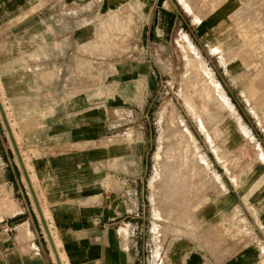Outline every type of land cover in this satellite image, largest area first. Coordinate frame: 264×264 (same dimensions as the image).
Segmentation results:
<instances>
[{"label": "rangeland", "instance_id": "374dc122", "mask_svg": "<svg viewBox=\"0 0 264 264\" xmlns=\"http://www.w3.org/2000/svg\"><path fill=\"white\" fill-rule=\"evenodd\" d=\"M225 2L226 0H207L205 14L203 10L190 11L186 0H173L172 7H169L171 12L176 14L173 23L169 12L163 9L157 11L156 16L154 15L155 8L151 13H148L147 9L139 14L130 3V14L121 16L125 27L117 25L115 36L113 34L110 36V39L115 41L114 43L110 41L111 51L94 52L95 55L100 56L95 59L98 62L78 72L77 81L83 82L84 88L76 91L77 97L85 103H88L85 99L91 101L95 113L103 116L106 113V107L103 104L113 99L116 101L113 105L114 111L110 105L109 113H113L114 116L108 122L110 129L106 135V142L111 140L109 145L114 144L113 146L121 150V154L124 148L130 151L133 166L142 162L144 166L147 165L143 194L139 192L138 196H134V201L139 198L141 206L140 209L136 208L130 216H143L140 213H145V225L140 237L143 238L145 257L149 258L152 263L162 264L165 254H167L165 264H172L173 259L177 261L178 256H174V252L185 250L187 244L176 245L170 249V241L171 236H176L182 230L192 234L193 236H190L192 239H198L192 241L189 238L190 240L185 241L190 243L193 250H197L206 258L217 254L225 257L239 252L246 248L252 239L256 241L255 244H260L264 248V212L261 213L258 210L264 206V106L259 104L257 99L252 98L251 100V96L244 93L243 84L233 79L234 72L228 70L226 65L227 58H234L238 51L241 52L242 41H235L230 47L223 46L225 57L222 52H216L212 48L213 45L221 44V40L231 31L236 28L242 29L243 26V23L238 24L234 17L230 19L229 16L212 21L214 16H219L225 10ZM263 2L264 0H254V6L260 9L262 20L250 24L248 28L249 35L255 36L256 41H252L253 47L250 46L248 49L251 52L249 64L240 66V72L248 73V79L243 80L245 84L254 79L256 71L264 68V48L261 47L263 43L261 40L264 39V8L260 6ZM116 6L114 5L113 8ZM240 7L239 13L232 11L233 16L241 14L243 10L253 13V5ZM112 13V9L100 10L96 15L99 22L100 18H105L109 22L107 29L111 33ZM197 13L200 15L198 16ZM155 21L164 31L163 33L160 31L158 37ZM171 23L173 25L169 29ZM207 34L212 35L207 38ZM187 43H190L191 47L196 50L197 57L188 50ZM101 54L105 55L101 56ZM193 57L195 59L192 60ZM63 61H67L65 71L68 72L69 64H73L74 67V59L65 58ZM200 63L208 69L212 80L219 83L223 94L226 95L233 108L231 113L230 110L226 111L224 105L222 107V102L210 104L213 110L211 119L207 114L202 115L205 121L204 128L200 126L198 116H201L199 111L202 110H198V107L201 108L205 101L201 96L204 87V82L201 80L207 81V76H204L203 69L199 66ZM33 71L30 75L24 73L29 75L33 83L36 79L42 82L47 79V75L44 76L42 65L36 72L37 75ZM195 73L199 75L197 86L193 82L196 80H192ZM129 78H131L130 88L123 89V82H128ZM206 81L205 85H207ZM91 84L94 85V89H87L86 86ZM261 91L264 93V84H262ZM28 93L32 96L28 97L29 101H32L35 108L40 110L39 113L42 116L45 113L42 104L43 94L47 92L41 89L21 94L28 95ZM199 93H201L200 96ZM6 96L0 83V133L4 136L7 147L13 149V141H16L15 145L20 152L23 164L19 163L17 157L16 162L21 172L22 168L26 170L31 183L33 174L31 169L25 165L23 158L26 156L30 163V158L33 162V159L43 157L45 153L49 155L41 149L39 143L41 137L39 134L45 130L41 128L44 122L34 123L28 129L26 122L14 123ZM67 96L71 97L68 94ZM123 98L126 99V103L119 104V99ZM35 99H39L40 105L36 104ZM191 103L196 107V113L191 111ZM163 106L167 107L164 116L161 112ZM50 111L49 107L48 112ZM216 116L219 117L217 121ZM175 124H178L177 129H175ZM184 127L189 130L191 140L186 134L181 135ZM13 130L19 134L20 138L18 136L16 138L14 134L12 136ZM177 130L182 132L179 134L180 131L177 132ZM208 135L213 137L212 141L208 139ZM184 138L187 140L185 141ZM165 143L167 147L163 150ZM170 146L173 151L170 150ZM174 147L176 150L173 149ZM66 150L67 148H63L61 153ZM47 151L53 153L58 150L47 149ZM67 151L77 152L78 149L74 147ZM215 151L222 154L224 152L225 160H220ZM161 152L164 153L162 157L166 156L162 158L164 169L161 170L162 178L158 185L159 188L153 191L151 183L159 170L157 154ZM11 156H16L15 151ZM226 163L231 165V172L225 167ZM131 174H134L135 178L138 172L133 170ZM233 175L242 177L239 185L234 183ZM27 180L24 173V182L30 189ZM31 185L35 193L33 195L30 192L35 212L42 220L35 204V198L33 199L34 196L47 223L52 242L59 255L58 258L61 264H68L61 250L60 239L55 231L51 214L44 206L47 204L44 203V194L39 190L38 181L36 180L35 184L31 183ZM132 188L135 189V187ZM183 192L186 195L182 194ZM235 207L241 210V217L246 221V231L242 233L235 231L237 236L226 234L221 225L222 217L219 215L222 210L226 218H231ZM251 207L258 212L253 211ZM205 210L206 214H204ZM132 221L131 234L136 241L139 234H137L138 231H134L136 220ZM219 235L221 236L219 242L213 246L214 237H219ZM138 242L141 244L139 239ZM52 249L50 247V252L53 260L56 261L57 257Z\"/></svg>", "mask_w": 264, "mask_h": 264}, {"label": "crops", "instance_id": "0c3cea01", "mask_svg": "<svg viewBox=\"0 0 264 264\" xmlns=\"http://www.w3.org/2000/svg\"><path fill=\"white\" fill-rule=\"evenodd\" d=\"M41 1L0 0V83L7 95L14 123L26 122L28 129L34 123L44 122L41 128L45 130L39 134V143L49 155L45 153V156L35 158L33 162L30 158L31 173L36 176L39 190L44 194L43 200L47 204L44 206L51 214L61 250L68 264H156L145 257L143 238L140 237L145 225V213H140L143 216H130L136 208L140 209L139 198L134 201V196H138L139 192L143 194L147 165L144 166L142 162L133 166L130 151L124 148L121 154L114 144L109 145L111 140L106 142L110 129L108 122L114 116L109 113L110 105L114 108L115 99L103 104L106 113L101 116L95 113L92 102L88 99H85L88 103L81 101L76 91L84 88L83 82L77 81L78 72L84 71L86 66L89 68L90 64L94 66L95 59L100 57L94 52L111 51L110 41L113 39L110 36H115L117 25L125 27L121 16L130 14V3L139 14L147 9L151 13L155 8L156 16L157 11L163 9L169 12L173 23L176 14L169 8L173 0ZM186 1L191 8L189 10L202 9L206 13L207 0ZM248 4L253 5L255 14L243 10L239 15H232L238 12L240 6ZM254 4V0H226L225 10L219 16H214L212 21L229 16L230 19L234 17L238 24L243 23V26L231 31L221 40V44L212 48L222 52L225 57L223 46L230 47L233 42L242 41L241 52L238 51L234 58H227L226 65L228 70L234 72L233 79L243 84L244 93L264 106V93L261 91L264 68L256 71L254 79L246 84L243 80L248 79V73L240 72V66L249 64L251 52L248 49L253 45L252 41H256L255 36L249 35L248 28L250 24L262 20L260 9ZM114 5L117 6L113 8ZM260 6L264 8V2ZM110 9L113 12L112 33L107 29L109 22L105 18H100L99 22L96 17L98 11ZM154 23L158 37L159 32L164 31L156 21ZM211 35L207 34V38ZM261 41L264 48V39ZM65 58L75 60L74 67L73 64L68 65V72L65 71ZM41 65L47 79L42 82L34 77L36 81L33 83L28 76L32 70L35 74ZM130 83L131 78L128 82L124 81L123 89H129ZM86 88L94 89V85ZM41 89L47 92L43 94L45 113L42 116L40 110L29 101L28 97L32 96L29 93L21 94ZM38 100L35 102L40 105ZM119 101V104L126 103L125 98ZM254 107L256 109V105ZM15 144L16 141H13L14 150L7 147L0 133V264H55L50 252V235L45 222L35 212L30 196L32 188L28 180L31 190L24 182L25 169L21 166L22 174L16 162L17 157L22 164ZM74 147L78 149L77 152L67 151ZM63 148L67 150L61 153ZM47 149L58 151L50 153ZM14 151L16 156L12 157ZM216 154L220 160H225L224 152ZM260 161L263 162V159L260 158ZM225 167L231 172V165L226 163ZM133 170L138 172L135 178L131 174ZM232 179L236 185L242 181L239 175H233ZM35 204L38 209L36 198ZM251 209L264 212V206L257 211L253 207ZM219 215L226 234L237 236L235 231H246V221L238 207L234 208L231 218H226L222 210ZM21 216L24 218L15 220ZM132 220H136L134 231L139 234L136 241L131 234ZM176 236H171L170 249L181 244L188 246L181 252H174L178 259H173L172 264H264V248L255 244L254 239L246 248L234 254L225 257L217 254L206 258L185 241L192 239V234L182 230ZM220 238V235L214 237L213 246ZM166 258L167 254L163 256L162 264H165ZM56 262L60 263L57 258Z\"/></svg>", "mask_w": 264, "mask_h": 264}, {"label": "bare ground", "instance_id": "6f19581e", "mask_svg": "<svg viewBox=\"0 0 264 264\" xmlns=\"http://www.w3.org/2000/svg\"><path fill=\"white\" fill-rule=\"evenodd\" d=\"M199 1V0H198ZM215 1V0H214ZM187 2V1H186ZM189 2H190V0H189ZM204 2V1H203ZM209 2V1H208ZM218 2V1H217ZM188 4V3H187ZM186 4V5H187ZM191 4V3H190ZM212 4V3H211ZM222 5V4H221ZM251 5V4H250ZM209 6V5H208ZM246 6V5H245ZM188 7V6H187ZM193 7V6H192ZM196 7V6H195ZM206 7V6H205ZM210 7H211V5H210ZM188 8H190V7H188ZM191 9V8H190ZM200 9H201V7H200ZM202 10V9H201ZM191 11V10H190ZM193 11V10H192ZM205 11V10H204ZM207 11V10H206ZM209 11H210V9H209ZM208 13V12H207ZM239 13V12H238ZM237 13V14H238ZM254 13V12H253ZM198 14V13H197ZM206 14V13H205ZM255 14V13H254ZM257 14V13H256ZM200 14H198V16H199ZM253 15V14H252ZM251 16V15H250ZM204 17V16H203ZM200 20V19H199ZM247 20V19H246ZM255 21V20H254ZM257 23V22H256ZM249 25V24H248ZM247 27V26H246ZM258 31V30H257ZM246 35V34H245ZM243 37V36H242ZM187 40V39H186ZM187 46H188V50L191 52V54H193L194 56H198V54L196 53V50L193 48V47H191V44L190 43H187ZM192 55V56H193ZM193 59H195V57H193L192 58V60ZM199 59V58H198ZM199 66H200V68H202L203 69V73H204V76L206 77L207 76V85H205L204 83H205V81L204 80H201V82L203 81L204 83H203V85H204V87H203V90L201 91L202 92V94L201 93H199V96H200V94H201V96H203L204 97V99H205V101L203 102V104H202V106H201V108H199L198 107V110H202L201 112L199 111V114L201 115V116H198L199 118V122H200V126L202 127V128H204V120L202 119V117L204 116V114H207V116L208 117H210V116H212V111L213 110H211V107H210V104H212V103H214V102H222L221 103V105H222V107H223V105L226 107V111H228V110H230V112L232 113L233 112V108H232V106H231V104H230V102H229V100H228V98L226 97V95L225 94H223V91H222V89L220 88V85H219V83H217L216 81H213L212 80V77H210V73L208 72V69H206L205 67H204V65H203V63H200L199 64ZM198 67V66H197ZM196 71V70H195ZM199 72V71H198ZM198 72H196V73H198ZM194 74V79H192V80H196V82L195 81H193L194 83H196V86H197V76L199 77V75H197V74ZM193 76V75H192ZM204 77V78H205ZM192 82V81H191ZM199 82V81H198ZM200 82V83H201ZM193 86H194V84L193 83H191ZM202 85V84H201ZM198 90V89H197ZM201 90V89H200ZM197 92H199V90L197 91ZM198 96V97H199ZM202 97V98H203ZM203 99V100H204ZM202 100V101H203ZM194 102V101H193ZM190 104V103H189ZM192 104V103H191ZM193 105V104H192ZM190 105V109H191V111L193 112V113H196L197 112V109H196V107L193 105ZM214 109V108H213ZM221 109V108H220ZM166 110H167V107H164L163 106V110L161 111L162 112V116H164L165 114H166ZM210 111H211V113H210ZM171 112V111H170ZM172 113V112H171ZM215 113V112H214ZM198 114V115H199ZM203 115V116H202ZM217 116H218V114H217ZM216 116V117H217ZM172 117H173V114H172ZM163 118V117H162ZM204 118V117H203ZM213 118V117H212ZM218 118L219 117H217V118H215L216 119V121L218 120ZM209 119H211V117L209 118ZM164 120V119H163ZM173 120V119H172ZM175 120V119H174ZM177 120V119H176ZM213 120H214V118H213ZM211 121V120H210ZM173 122V121H172ZM175 122V121H174ZM214 122V121H213ZM179 124H180V122H179ZM176 125H178V124H175V129H177L178 128V126H177V128H176ZM181 125V124H180ZM217 125V124H216ZM182 126V125H181ZM13 127V126H12ZM171 128H172V126H171ZM13 129V128H12ZM202 130H204V129H202ZM216 130V129H215ZM178 131H180V130H177V132ZM13 132V134H14V136H16V138H17V134H16V132L13 130L12 131ZM182 131H180L179 132V134L181 133ZM185 132V133H184ZM184 132H182V134L181 135H183V134H186L189 138H190V140L192 139V137H191V135H190V132H189V130L186 128V127H184ZM213 132V131H212ZM217 132L218 133H220L219 132V130H217ZM168 133V132H167ZM170 134V133H169ZM169 136V135H168ZM171 136L173 137V135L171 134ZM184 136V135H183ZM186 136V137H187ZM172 137H171V139H172ZM175 137V136H174ZM182 138V137H181ZM180 138V139H181ZM188 138V139H189ZM213 137H211L210 135H208V139L209 140H213L212 139ZM175 139H177V137L175 138ZM216 139V138H215ZM174 140V139H173ZM183 140V139H182ZM181 140V141H182ZM184 140H185V138H184ZM183 140V141H184ZM187 140V139H186ZM185 140V141H186ZM171 142H173V141H171ZM175 142V141H174ZM176 143V142H175ZM183 143V142H182ZM181 143V144H182ZM170 144H172V143H170ZM167 145V143H165V147L163 148V150L167 147L166 146ZM168 145H169V143H168ZM173 146V145H172ZM169 147V146H168ZM179 147V146H178ZM178 147H177V149H178ZM180 148H182V147H180ZM169 149V148H168ZM172 149V147L170 146V150ZM173 149H175L176 150V148L174 147ZM170 150H168V151H170ZM165 151H167V150H165ZM164 151V152H165ZM171 151H173V150H171ZM163 152V151H162ZM162 152L161 153H159V154H157V159H159V170H158V172H157V174H156V177H155V179H154V181L151 183V186H152V188H153V191L154 190H156V188L158 187V185H159V182H160V180H161V173H162V169H164V167H163V164L164 163H162V158H164V157H166V156H164V157H162V155L164 154H162ZM184 152V151H183ZM166 153H169V152H166ZM171 153V152H170ZM169 153V154H170ZM175 154H176V152H174ZM174 155V154H173ZM177 155V154H176ZM21 156V155H20ZM170 156V155H169ZM180 156V155H179ZM168 157V156H167ZM178 157V156H177ZM169 159V158H168ZM167 159V160H168ZM23 160H24V162L26 163L25 165L29 168V169H31V165H30V163H29V161H28V158L26 157V156H24V158H23ZM21 161H22V158H21ZM170 161H171V159H170ZM180 162V161H179ZM168 163V162H167ZM174 163V162H173ZM206 163V162H205ZM22 164H23V161H22ZM167 165V164H166ZM165 165V166H166ZM24 166V165H23ZM168 166V165H167ZM166 166V167H167ZM175 166V165H174ZM181 166V165H180ZM168 168V167H167ZM172 168H173V166H172ZM208 169V168H207ZM25 172H26V170H25ZM183 172V171H182ZM175 175V174H174ZM182 175H184V174H182ZM182 175H180V176H182ZM26 177H27V179H28V183L30 184V187L32 188V185H31V183L32 184H35V181L37 180V178H36V176L33 174L32 176H31V183H30V181H29V178H28V175H27V173H26ZM184 178H185V175H184ZM175 181V180H174ZM176 182V181H175ZM194 182V181H193ZM161 184V183H160ZM164 185V184H163ZM173 185V184H172ZM194 185V184H193ZM176 186V185H175ZM182 186V185H181ZM168 187V186H167ZM159 188V187H158ZM179 188V187H178ZM189 188V187H188ZM194 190V189H193ZM32 191H33V188H32ZM160 191V190H159ZM169 191V190H168ZM179 191V190H178ZM181 191V190H180ZM183 191V190H182ZM190 191V190H189ZM174 192V191H173ZM177 192V191H176ZM33 193H34V191H33ZM168 193V192H167ZM166 193V194H167ZM170 193V192H169ZM185 192H183L182 194H184ZM190 193V192H189ZM165 194V193H164ZM34 195H35V193H34ZM185 195H186V193H185ZM156 197V196H155ZM154 197V198H155ZM169 197V196H168ZM171 197V196H170ZM176 197V196H175ZM189 197V196H188ZM35 198H36V196H35ZM155 199H157V198H155ZM164 199V198H163ZM171 199V198H170ZM183 199V198H182ZM36 201H37V199H36ZM158 202V201H157ZM183 202V201H182ZM37 204H38V201H37ZM174 205V204H173ZM39 206V205H38ZM188 206V205H187ZM38 209H40V207L38 208ZM40 211V215H41V218L43 219V221L45 222V225H46V229H47V232L49 233V235H50V232H49V230H48V227H47V223H46V221H45V219H44V217H43V215H42V212H41V209L39 210ZM161 211V210H160ZM158 212H156V214H157ZM160 217V216H159ZM162 218V217H161ZM169 220V219H168ZM178 232V231H177ZM176 237H178V236H176ZM181 237V236H180ZM50 238H51V236H50ZM51 241H52V239H51ZM52 248H53V251H54V253H55V255H56V257H57V260L60 262V260H59V255H58V253L56 252V249H55V247H54V244H53V242H52ZM60 264H61V262H60Z\"/></svg>", "mask_w": 264, "mask_h": 264}, {"label": "trees", "instance_id": "16d2710c", "mask_svg": "<svg viewBox=\"0 0 264 264\" xmlns=\"http://www.w3.org/2000/svg\"><path fill=\"white\" fill-rule=\"evenodd\" d=\"M24 218V216H21V217H18L17 219H15L16 221H19V220H21V219H23Z\"/></svg>", "mask_w": 264, "mask_h": 264}, {"label": "built area", "instance_id": "2783aa9c", "mask_svg": "<svg viewBox=\"0 0 264 264\" xmlns=\"http://www.w3.org/2000/svg\"><path fill=\"white\" fill-rule=\"evenodd\" d=\"M55 262V264H57L58 262H56V261H54ZM58 264H60V263H58Z\"/></svg>", "mask_w": 264, "mask_h": 264}]
</instances>
